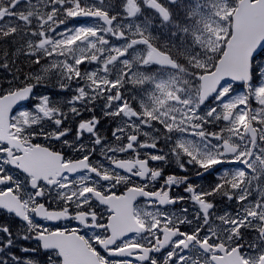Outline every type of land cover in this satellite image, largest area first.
Wrapping results in <instances>:
<instances>
[{
	"label": "snow or ice",
	"instance_id": "obj_1",
	"mask_svg": "<svg viewBox=\"0 0 264 264\" xmlns=\"http://www.w3.org/2000/svg\"><path fill=\"white\" fill-rule=\"evenodd\" d=\"M0 72V264H264V0H0Z\"/></svg>",
	"mask_w": 264,
	"mask_h": 264
},
{
	"label": "rangeland",
	"instance_id": "obj_2",
	"mask_svg": "<svg viewBox=\"0 0 264 264\" xmlns=\"http://www.w3.org/2000/svg\"><path fill=\"white\" fill-rule=\"evenodd\" d=\"M24 63L23 60L20 61V63ZM7 74L6 73H2L0 72V83H3V78L4 76H6ZM38 90V94L41 93V92H48V93H51L53 95V97H56L57 95H64V96H67V95H70V93H56L54 89H52L51 87H48L47 89L43 88V87H40V88H37ZM91 114L90 113H87L85 112L84 113V116L85 117H88L90 116ZM97 115H99V110H97ZM102 132L103 133H107L109 136H110V129L112 127V124L110 121H106L105 123H102ZM73 127H75V125H73ZM71 138V137H70ZM69 155H75V154H72V153H69ZM200 183H203L205 185L207 184H211L214 182L213 180V176H209V177H205L204 179H202L201 181H199ZM225 201V200H224ZM226 202V201H225ZM223 209H226L225 206H222ZM2 216H0V222L2 221ZM8 220L11 222L10 218H8Z\"/></svg>",
	"mask_w": 264,
	"mask_h": 264
},
{
	"label": "flooded vegetation",
	"instance_id": "obj_3",
	"mask_svg": "<svg viewBox=\"0 0 264 264\" xmlns=\"http://www.w3.org/2000/svg\"><path fill=\"white\" fill-rule=\"evenodd\" d=\"M181 207V205H176L175 208L179 209ZM188 207H191V205L189 204Z\"/></svg>",
	"mask_w": 264,
	"mask_h": 264
},
{
	"label": "trees",
	"instance_id": "obj_4",
	"mask_svg": "<svg viewBox=\"0 0 264 264\" xmlns=\"http://www.w3.org/2000/svg\"><path fill=\"white\" fill-rule=\"evenodd\" d=\"M23 63V62H22Z\"/></svg>",
	"mask_w": 264,
	"mask_h": 264
}]
</instances>
